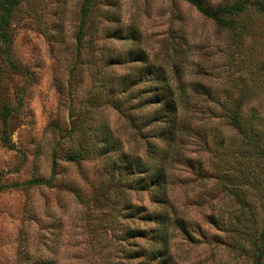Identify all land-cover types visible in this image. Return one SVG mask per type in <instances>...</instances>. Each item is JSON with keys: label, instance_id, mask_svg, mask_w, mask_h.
<instances>
[{"label": "rangeland", "instance_id": "374dc122", "mask_svg": "<svg viewBox=\"0 0 264 264\" xmlns=\"http://www.w3.org/2000/svg\"><path fill=\"white\" fill-rule=\"evenodd\" d=\"M196 1L246 8L229 29L184 0L22 1L0 55V264H264V168L218 105L264 130V12ZM173 98L186 127L165 140ZM127 159L162 167L165 195Z\"/></svg>", "mask_w": 264, "mask_h": 264}, {"label": "trees", "instance_id": "16d2710c", "mask_svg": "<svg viewBox=\"0 0 264 264\" xmlns=\"http://www.w3.org/2000/svg\"><path fill=\"white\" fill-rule=\"evenodd\" d=\"M23 0H0V55L7 56L10 52L11 46V37H12V30H13V22L15 21V12L20 8V5ZM191 3L201 14L204 16L216 21L220 27L234 29V20L233 19H225V16H234L237 14L242 13L245 10L244 4L238 5H230V6H223L217 7L212 12L206 11L201 8L200 3L196 0H184ZM254 9L258 12H264V0L258 1L256 0L254 3ZM173 93L174 91L170 89ZM174 94V93H173ZM180 102L178 99L173 98L170 101H159L158 102V109L155 112V121L165 123L166 125H170L169 128L162 129V137L164 139L172 140L175 137L176 132L181 129L185 128V117L181 116L183 114V109L179 110ZM219 107L224 112V117L226 118L227 123L236 131V134L240 137V144L241 147H245L241 153H246L249 158L250 151L252 149L257 150L256 155L262 162V167L264 168V130L262 132H254L249 121H241L240 119V109H241V102L233 101L230 103H219ZM185 109V107H184ZM8 113V112H6ZM5 143L6 141L2 139ZM249 149H248V148ZM69 159L73 158V156H69ZM126 166V173L129 175H136V174H146L151 182V191L153 192L151 196L161 198L165 195L166 190V176L164 170L159 168L155 170L152 174L147 171L146 166L141 164L140 162H135L133 160L127 159L124 160ZM145 187V183L141 185L143 189ZM146 188V187H145ZM161 196V197H160ZM132 207H128L130 211ZM141 218L146 219L148 222H155L159 225H164L166 223L165 219L162 218L161 215H154L144 212L141 210ZM176 224L179 228L182 227L181 220H176ZM146 231L144 229L141 230H134V229H127L126 235L128 238H145ZM157 234L155 233L154 236ZM138 252V251H137ZM134 256V255H133ZM132 256V257H133ZM138 257L142 258H152L156 259L159 262L165 260V255H159L155 252V249L150 248L149 250L141 251ZM263 256V252H260L256 257L257 264L258 260Z\"/></svg>", "mask_w": 264, "mask_h": 264}]
</instances>
